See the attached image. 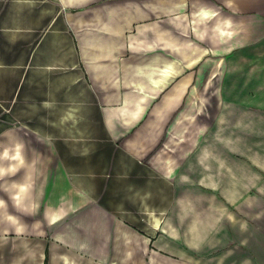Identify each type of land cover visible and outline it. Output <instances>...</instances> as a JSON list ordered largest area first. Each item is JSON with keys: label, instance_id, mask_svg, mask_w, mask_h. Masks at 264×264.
<instances>
[{"label": "crops", "instance_id": "obj_1", "mask_svg": "<svg viewBox=\"0 0 264 264\" xmlns=\"http://www.w3.org/2000/svg\"><path fill=\"white\" fill-rule=\"evenodd\" d=\"M22 36L37 45L30 63L53 40L67 60L72 42L71 59L80 66L72 84L80 72L87 76L112 139L134 133L123 152L178 182L176 188L219 191L233 208L205 217L189 207L184 228L176 218L150 238L111 210L92 206L87 235L105 251L101 258L118 257L110 264L264 262V0H0V44ZM14 61L0 53L2 109L21 87V76L6 80L1 69ZM215 125L220 130L209 131ZM212 138L222 154L199 146ZM8 139L11 147L0 150V235H20L30 228L13 209L31 215L39 204L35 152L27 161L26 146L15 135ZM185 159L189 177L182 173ZM187 198L197 202L195 194ZM86 200L80 195L46 207L47 225L59 223L68 209L83 210ZM245 205L253 210L238 211ZM61 262L70 260L63 255Z\"/></svg>", "mask_w": 264, "mask_h": 264}, {"label": "rangeland", "instance_id": "obj_2", "mask_svg": "<svg viewBox=\"0 0 264 264\" xmlns=\"http://www.w3.org/2000/svg\"><path fill=\"white\" fill-rule=\"evenodd\" d=\"M29 39L22 36L19 43L0 44V53L5 54L8 62L15 60L16 65L10 63L1 68L5 79L21 76L20 90L0 108V150L11 147L8 138L13 135L26 146L27 161L33 156H30L33 149V180L39 204L31 215L11 208L22 216L30 232L0 235V264H62L63 255L70 260L65 264H110L112 259L118 260L113 254L107 257V253L101 258L105 251L87 235L88 218L95 205L111 210L150 238L156 236L162 225H171L176 218L179 227L184 228V223L189 224V207L192 213L196 211V216L205 217L211 212L233 210L219 191L176 188L174 185L178 182L162 179L145 160L123 152L124 142L134 139V133L112 139L94 103L87 76L80 72L81 80L72 84L75 81L73 69H80L71 59L76 53L72 42L67 60L64 46L61 51L59 40H53L44 43L30 63V54L37 45L28 43ZM215 127L209 131L220 130ZM206 139L201 141L200 147L208 144L213 155L222 154L218 142ZM159 147L160 143L155 150ZM133 161L140 163L139 166H132ZM187 164L188 159L182 161V173L189 177ZM189 193L196 195V203H189ZM80 195L88 198L83 210L68 209L59 223L47 225L46 207L58 206L64 199ZM259 206L263 213L264 204ZM251 207L254 206L245 205L238 211L249 212L253 210ZM57 233L62 234V239L55 238ZM80 236L84 240L89 238L90 243L80 245ZM261 255L263 257L264 252Z\"/></svg>", "mask_w": 264, "mask_h": 264}, {"label": "bare ground", "instance_id": "obj_3", "mask_svg": "<svg viewBox=\"0 0 264 264\" xmlns=\"http://www.w3.org/2000/svg\"><path fill=\"white\" fill-rule=\"evenodd\" d=\"M139 85V84H138ZM156 85H158V84H156Z\"/></svg>", "mask_w": 264, "mask_h": 264}]
</instances>
